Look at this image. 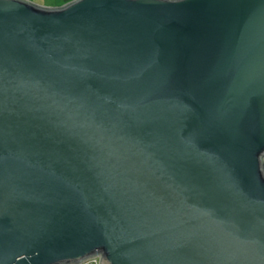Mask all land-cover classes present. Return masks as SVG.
Wrapping results in <instances>:
<instances>
[{
	"label": "water",
	"instance_id": "obj_1",
	"mask_svg": "<svg viewBox=\"0 0 264 264\" xmlns=\"http://www.w3.org/2000/svg\"><path fill=\"white\" fill-rule=\"evenodd\" d=\"M264 264V0H0V264Z\"/></svg>",
	"mask_w": 264,
	"mask_h": 264
},
{
	"label": "crops",
	"instance_id": "obj_2",
	"mask_svg": "<svg viewBox=\"0 0 264 264\" xmlns=\"http://www.w3.org/2000/svg\"><path fill=\"white\" fill-rule=\"evenodd\" d=\"M29 1H32V2H34V3H36V4H38V5L45 6V7H47V6H52V5H49V4L47 5V3H45V2H40V1H37V0H29ZM61 1H62V0H55V2L58 3V5H55V6H53V7H63V6H65V5H67L68 3L73 2L74 0H66L64 4L60 5L59 3H60Z\"/></svg>",
	"mask_w": 264,
	"mask_h": 264
},
{
	"label": "built area",
	"instance_id": "obj_3",
	"mask_svg": "<svg viewBox=\"0 0 264 264\" xmlns=\"http://www.w3.org/2000/svg\"><path fill=\"white\" fill-rule=\"evenodd\" d=\"M80 264H101L100 257H92L90 259L85 260L84 262Z\"/></svg>",
	"mask_w": 264,
	"mask_h": 264
},
{
	"label": "rangeland",
	"instance_id": "obj_4",
	"mask_svg": "<svg viewBox=\"0 0 264 264\" xmlns=\"http://www.w3.org/2000/svg\"><path fill=\"white\" fill-rule=\"evenodd\" d=\"M37 1H40V2H45L47 3V5H52V6H47V7H53L55 5H58V3L55 2V0H37ZM66 0H62L59 4L62 5L65 3Z\"/></svg>",
	"mask_w": 264,
	"mask_h": 264
}]
</instances>
